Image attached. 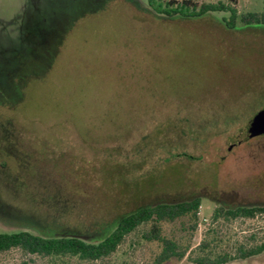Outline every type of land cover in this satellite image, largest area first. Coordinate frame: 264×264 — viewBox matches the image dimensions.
Masks as SVG:
<instances>
[{
    "label": "rangeland",
    "instance_id": "obj_1",
    "mask_svg": "<svg viewBox=\"0 0 264 264\" xmlns=\"http://www.w3.org/2000/svg\"><path fill=\"white\" fill-rule=\"evenodd\" d=\"M192 1L264 10V0ZM147 4L0 0V231L97 241L137 207L199 197L195 216L161 223L184 252L163 264L264 241V213L212 217L264 205V135L245 130L264 105V25L228 30L224 12L158 21ZM147 229L97 261L12 248L0 264H151L160 243ZM226 264H264V252Z\"/></svg>",
    "mask_w": 264,
    "mask_h": 264
},
{
    "label": "trees",
    "instance_id": "obj_2",
    "mask_svg": "<svg viewBox=\"0 0 264 264\" xmlns=\"http://www.w3.org/2000/svg\"><path fill=\"white\" fill-rule=\"evenodd\" d=\"M147 3L151 10L155 12H151V14L158 18V21L170 20L171 16L174 15H177L178 19H185L204 16L211 12H224L226 15L220 16L218 23L228 30L235 29L237 22L242 27L264 25V10L244 12L237 15L234 8L225 6L222 3H201L197 5L192 0H181L180 3L176 0H168L164 3L160 0H147ZM132 5L137 13L139 11L142 13V6L139 2ZM175 155L176 157L184 156V154L178 153ZM199 207V197L143 205L120 215L105 226L101 233L97 234L101 235L97 241L70 232L59 234L52 232L48 235H41L26 229L0 231V252L18 248L27 255L42 257L71 256L81 260L97 261L112 254L122 243L125 236L138 226L148 224V229L141 234V237L146 241L160 243V250L151 264H163L172 258H183L184 252L173 239L162 234L161 223L163 221H174L185 215L195 216ZM261 213H264V205L217 206L212 213V217L230 220L241 217L252 218ZM262 252H264V241L251 248L239 247L235 255L222 254L215 257L195 258L191 261L195 264H226L234 259H247ZM20 264L35 263L31 259H26L22 260Z\"/></svg>",
    "mask_w": 264,
    "mask_h": 264
},
{
    "label": "water",
    "instance_id": "obj_3",
    "mask_svg": "<svg viewBox=\"0 0 264 264\" xmlns=\"http://www.w3.org/2000/svg\"><path fill=\"white\" fill-rule=\"evenodd\" d=\"M247 137L264 134V107L257 111L246 126Z\"/></svg>",
    "mask_w": 264,
    "mask_h": 264
},
{
    "label": "flooded vegetation",
    "instance_id": "obj_4",
    "mask_svg": "<svg viewBox=\"0 0 264 264\" xmlns=\"http://www.w3.org/2000/svg\"><path fill=\"white\" fill-rule=\"evenodd\" d=\"M263 107H264V106H262L261 108H263ZM261 108H260V109H261ZM260 109H259V110H260ZM259 110H257V111H259ZM263 135H264V134H263Z\"/></svg>",
    "mask_w": 264,
    "mask_h": 264
}]
</instances>
